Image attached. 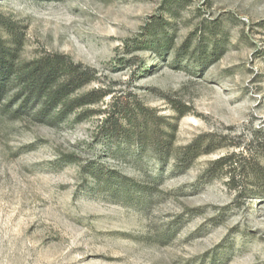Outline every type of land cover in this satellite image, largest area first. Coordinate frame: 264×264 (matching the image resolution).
<instances>
[{
    "label": "rangeland",
    "instance_id": "rangeland-1",
    "mask_svg": "<svg viewBox=\"0 0 264 264\" xmlns=\"http://www.w3.org/2000/svg\"><path fill=\"white\" fill-rule=\"evenodd\" d=\"M12 34L108 95L55 127L0 96V264H264V0H0Z\"/></svg>",
    "mask_w": 264,
    "mask_h": 264
},
{
    "label": "trees",
    "instance_id": "trees-1",
    "mask_svg": "<svg viewBox=\"0 0 264 264\" xmlns=\"http://www.w3.org/2000/svg\"><path fill=\"white\" fill-rule=\"evenodd\" d=\"M22 44V39L13 34L12 40L7 43L0 39V96L12 94L13 101L18 104L15 113L26 111L35 122L55 127L56 123L70 122V116L78 109H82V112L74 121L79 117L91 116L93 111L88 108L98 104L108 95L100 88L81 95L77 93L84 87L98 82L94 69L74 63L68 56L58 53L41 55L29 61L22 60ZM184 116L182 115V118ZM144 131L142 129L140 139L144 136ZM205 142L196 139L190 145L180 148L174 155V168L190 167L198 158L209 154L202 150ZM158 151L161 154L163 152L162 149ZM169 153L170 151L166 150L164 156ZM225 160L219 159L215 164L222 163L221 166L224 167L227 164ZM243 176L256 183L263 181L251 166L243 168ZM261 194L257 197L258 200L264 198L263 193Z\"/></svg>",
    "mask_w": 264,
    "mask_h": 264
}]
</instances>
